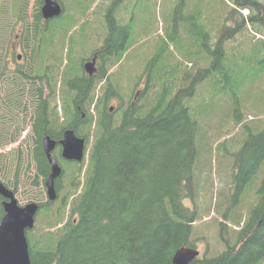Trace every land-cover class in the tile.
I'll list each match as a JSON object with an SVG mask.
<instances>
[{
	"label": "trees",
	"instance_id": "16d2710c",
	"mask_svg": "<svg viewBox=\"0 0 264 264\" xmlns=\"http://www.w3.org/2000/svg\"><path fill=\"white\" fill-rule=\"evenodd\" d=\"M59 1L63 4L65 0ZM72 1L73 9L49 21L41 16L43 0H35L30 18L26 8L29 0H13L10 21H4L8 13L0 6V120L6 117L20 121L22 113L23 122L12 136H8L7 128L1 131L0 148L29 126L25 148L17 149L16 165L25 154L31 156L36 186L44 182L50 167L42 148L44 136L57 142L52 154L61 166L73 164L69 169L62 167V174L55 180L58 196L61 177L68 176L71 188L63 194L61 207H68L69 217L55 229L35 233L34 240L27 237L32 231H26L31 264H172L178 248L194 247L199 242L204 244L201 261L205 264H264V174L253 202L247 203L244 197L253 179L261 175L264 126L254 131L246 127L248 134L233 155L240 173L238 181H234L233 173L232 186L228 183L222 189L221 199L213 203L210 193L206 207L200 208L198 199L204 189L194 173L196 166L204 164L205 151L214 150V146L216 152L226 156L230 151L226 148L228 138L220 140L208 130L209 134L196 113L192 116L190 101L207 87L212 76L207 91L214 95L205 99L226 102V109H220L222 117L237 120L261 114L264 124V95L255 91L261 83L264 87V64L258 62L260 56L264 57V0H217L215 22V0H175L176 9L192 11L188 21L200 22L199 32L212 43L200 46L195 58L187 55L183 43L186 49L182 58L187 61L173 59L169 71L166 67L147 70L145 61L153 53L147 59L135 58L136 49L143 56L147 46L134 36L132 21L119 23L112 5L100 20L103 31L93 32L90 15L103 19V13L90 10L92 0ZM128 6L129 2L118 5L125 13ZM15 25L19 26L16 37L25 49L24 57H28L22 64L15 62L10 46ZM230 38L237 43L227 48ZM136 44L138 47L131 49ZM246 44H250L249 49ZM250 50L258 68L224 79L235 66L246 65L239 62ZM93 54L96 71L88 75L83 62ZM169 56L166 50L160 60ZM139 61L145 67L141 71ZM188 61L194 64L193 70ZM125 65H131L129 74L121 69ZM177 68L184 83L189 79L187 85L173 91L164 85L161 93L150 90L159 75ZM257 70L263 72L257 76ZM248 76L256 78L246 80ZM165 82L172 84L173 80ZM66 129H73L75 135L92 143L85 160L61 158L58 141ZM3 154L0 152V157ZM15 172L19 175L18 166ZM18 185L16 178L12 183L14 193ZM187 199L191 206L186 204ZM224 199H229V206L223 219L231 209V220L238 226L232 236L223 234L224 220L218 223L215 216H209L212 204L214 214L219 213L217 207ZM2 201L0 196V220L4 214ZM54 201L39 202L36 215L53 218L43 210ZM59 216L56 213L55 217Z\"/></svg>",
	"mask_w": 264,
	"mask_h": 264
},
{
	"label": "rangeland",
	"instance_id": "374dc122",
	"mask_svg": "<svg viewBox=\"0 0 264 264\" xmlns=\"http://www.w3.org/2000/svg\"><path fill=\"white\" fill-rule=\"evenodd\" d=\"M85 2H89L91 0H83ZM177 1V0H176ZM196 0H191L192 3H194ZM13 3V0H0V6H3L4 9L7 10L8 16L5 18L4 21H10V8ZM97 4V5H93ZM66 11L73 9L74 4L72 0H65L64 1ZM217 0L214 2V15L212 17V21L215 22V19L218 14V9L216 8ZM101 2H98V0H92L90 10H95L97 13L102 12L101 9ZM189 7V6H188ZM36 8L35 0H29V3L27 5V14L28 18H30V14L34 11ZM190 8V7H189ZM200 8L199 12L202 11L201 9V3H199L198 7ZM103 9H106V5H103ZM116 12L117 9L120 10V13L122 16H125L126 13L124 12V9L121 7H115ZM128 11H130L132 15V24H133V30H134V36L137 40L144 41L141 44L142 46H147L153 48L156 46V49L154 52H152V56L148 58L145 61V66L147 70L153 71L157 67H166L165 70L169 71L170 67L173 66V59L176 61L186 62V58L183 57V51L187 48V55H190L192 58H195L194 56H198L200 52V46L202 45H209L210 40L209 38H204V32H199L200 28V22L197 21H188L190 15L192 14V11L189 13H185L182 8L176 9L175 0H129V6ZM244 13H247L246 10H243ZM128 14V12H127ZM84 17V16H83ZM83 17H80L82 19ZM92 18L91 25L93 26V32H101L103 31V26L99 19L98 15H90ZM205 18L208 19V16L205 15ZM211 21V20H210ZM57 22H54V25H56ZM211 30L214 29L213 22L210 24ZM78 28L74 29L73 34L75 36L77 35ZM19 33V26L15 25L14 29L12 30V40L10 42V45H14L15 53H20V47L17 42H15V37ZM206 36V35H205ZM238 38V37H237ZM231 39V38H230ZM232 42H229L227 44V48L229 46H232L233 44H236L237 42L231 39ZM186 42V48H184L182 45ZM247 49L250 48V44L245 45ZM259 46V45H258ZM136 47H131V49H134ZM253 49V48H252ZM168 51L170 56L166 58L165 60H160L164 53ZM25 54V49L23 50ZM29 51L27 52V54ZM206 55L205 53H200ZM245 59H243L239 63H246L244 66L237 65L235 66L231 72H228L224 79H229L232 75L233 76H242V73L250 72L252 73L254 71V67L257 66V60L253 59L254 55L252 53V50H250L248 53H246ZM138 57H143L141 55L140 49H136L135 51V58L138 59ZM175 57V58H174ZM28 57H24V60L22 63H25ZM186 59V60H184ZM210 59V58H209ZM160 60V61H159ZM202 61V60H201ZM206 62V60H203ZM129 62H132V58L129 60ZM259 64H264V57L260 56L258 59ZM189 64V69H194V64L190 61L187 62ZM143 61L140 63L138 69L141 71L143 68ZM184 64V63H182ZM254 64V65H253ZM132 65V63H131ZM131 65H125L124 68L121 67L122 70L129 71L131 70ZM178 66V65H177ZM176 66V67H177ZM180 68V65H179ZM258 68V66H257ZM256 68V69H257ZM117 69V66H115V70ZM119 69V68H118ZM137 69V70H138ZM179 69L177 68V71ZM138 72V71H136ZM135 72V73H136ZM263 71L257 70V76ZM173 73V72H170ZM193 75L194 73H190ZM121 76V75H119ZM180 76V73H179ZM212 76H210V79ZM256 78V76H248L246 77V80H251ZM210 79L207 83V87L203 88L202 90L198 91L196 96L191 98V104H192V116H197V119L199 123L206 129V131H211L213 135H215L218 139L223 140L224 138H228L226 148L230 151V155L226 156L223 153H216L214 150H206L205 151V159L204 164L200 165V168L196 166L194 173H196L199 177V184L201 186V189L203 191V194L200 195L199 201V207L205 208L206 207V200L207 196L211 193L213 197L214 189L217 190V196L218 199H221V193L223 194L222 189L225 188V186L229 183V175L233 176L234 173V181H238V175L240 176V173H238V167L236 166L234 168V152L241 146L242 144V138L248 134V129L246 127H249L251 130H259L262 129L264 126L263 121H260L261 114L259 115H244L240 116L239 119L234 120L225 115L222 117L220 115V109L225 110L226 109V102L221 100L219 103L216 102H210L207 101L205 98L206 96L214 95V92L207 89L211 87ZM189 79L185 80V85H187ZM178 82V81H176ZM248 81L245 82V85ZM164 85L159 86L157 88V91H161ZM150 90L155 89L156 86L155 83L150 85ZM138 89V88H137ZM256 93L259 95H264V87L261 83L259 86L255 89ZM191 108V106H190ZM228 112H230V108H228ZM20 121L15 119L10 121L8 118H4L3 121L0 120V133L4 128H7V134L8 136H12L17 132L18 126H22L23 122L22 119V113L20 115ZM237 122V123H236ZM26 123H29V120L26 121ZM29 126L26 129H22L18 137L10 143L8 146L0 148V152H3V156L0 157V179L4 181V183L9 186L13 187L12 183L18 178V189L15 193L16 198L18 200V203L20 205H24L29 201H36V202H44L46 201V194H45V188L43 189L42 184L40 186H36L34 184V177H35V164L29 154H25L20 159H18V163L16 165V157H17V149L23 150L27 144L26 134L28 132ZM208 131V133H209ZM225 131V132H224ZM210 134V133H209ZM91 142L86 143V154L85 157L88 154L89 148L91 146ZM204 149H207V144H204L202 146ZM200 156V159L202 157ZM73 164H64L62 167H67L69 169L72 167ZM18 166L19 169V175H16V167ZM210 168V170H207ZM229 169H233V171H229ZM69 173V172H67ZM264 174V163L261 167V175L257 176L253 179V181L250 183V189L247 190L246 194L244 195L245 200L247 203L253 202L254 198V191L255 188L258 186L260 177ZM44 186V185H43ZM71 184H69L68 176L63 175L61 177L60 183H59V190H58V197L55 199L54 202H51L49 204V207L44 209L46 213H50L51 219H48V217L42 213H39L36 215L35 218V226L31 229L32 232L27 234V237H30L31 239H36L35 233L39 232L43 229H55L58 226L62 225L66 219L69 217V211L68 207H61L62 203V196L64 193H67L70 191ZM81 187H79L80 189ZM243 197V198H244ZM186 203L191 206V201L189 199L186 200ZM229 206V199H224L217 207L219 213H215L213 211L214 205L212 204V209H210L209 216L213 215L217 218V222L224 220L222 217V214L224 213L225 208ZM56 213H59V217H55ZM41 215V216H40ZM209 216L206 218L205 222H207ZM232 211L231 209L228 210L227 219L224 220L223 224V234L225 236H232V230H237L238 226L234 224V222L231 220ZM242 220L245 218V216H241ZM57 218V219H56ZM55 219L60 221L59 224L55 223ZM213 223V222H208ZM34 232V233H33ZM196 248L200 250L202 253L204 250V244L202 242H199L196 245Z\"/></svg>",
	"mask_w": 264,
	"mask_h": 264
},
{
	"label": "water",
	"instance_id": "95a60500",
	"mask_svg": "<svg viewBox=\"0 0 264 264\" xmlns=\"http://www.w3.org/2000/svg\"><path fill=\"white\" fill-rule=\"evenodd\" d=\"M41 13L45 19L58 15L60 5L56 0H44ZM20 58V55L18 56ZM95 58L84 64L88 74L94 71ZM61 147V157L69 161H81L85 153V138L75 135L73 129H66L58 141ZM56 141L46 135L42 139V148L50 165L49 173L44 181L46 195L49 200L56 198L55 180L61 175L62 169L52 151ZM0 195L4 214L0 220V264H31L25 232L33 227L34 216L38 204L35 202L18 205L12 190L0 181ZM198 255V250L192 247L178 248L173 257L172 264H190ZM195 264H204L197 262Z\"/></svg>",
	"mask_w": 264,
	"mask_h": 264
},
{
	"label": "bare ground",
	"instance_id": "6f19581e",
	"mask_svg": "<svg viewBox=\"0 0 264 264\" xmlns=\"http://www.w3.org/2000/svg\"><path fill=\"white\" fill-rule=\"evenodd\" d=\"M56 1H57V3L60 5V13H59L58 15H55V16L50 17V18H47V19H45V18L43 17L42 13H41L42 19H43L44 21H49V20H51V19H54V18L58 17L62 12L66 11V8H65V6H64V3H63V4L61 3V4H62V5H61L60 2H59L58 0H56ZM100 1H101V3H102V5H101V9L103 10V11L101 12V13H103V19H102V20L105 19V18H104V13H105L107 7H108V6H111V5H112L111 8H112V12H113V14L119 15V19H118V20H120V24H122V22H130V21L132 20V15H131L130 11H128V14H127V12H126V15H125V16H122V14L120 13V10L117 9V12H116V9H115V7H116V6L118 7V5H120V4L125 5L127 2H129V0H118V1L115 2V3H114L113 0H98V2H100ZM43 4H44V0H43V3H42V5H41V8H42ZM97 4H98V3H97ZM97 4H95V5H97ZM103 5H106V9H103ZM62 6H63V7H62ZM40 11H41V9H40ZM109 11H110V9H109ZM144 68H145V67H144ZM144 68H143V69H144ZM174 72H177V70H175ZM169 79H171V78H168V80H169ZM171 80H173V78H172ZM182 80H183V78H181V76H179V77H177L175 80H173V83H172V84L169 83L168 85H170V90H171V91L176 90V89H178L180 86L184 87L185 83H184ZM176 81H178V82H176ZM166 82H169V81H166ZM166 82H165V83H166ZM153 83H155V86H156V92H160V93H161V91H157V88H158L159 86L164 85V80H161L160 78H156L155 80H153V81L151 82V84H153ZM151 84H150V85H151ZM136 93H138V92L136 91ZM154 95H155V94H154ZM154 95L150 97V102H151V103L153 102ZM111 109H112V108L110 107V110H111Z\"/></svg>",
	"mask_w": 264,
	"mask_h": 264
},
{
	"label": "flooded vegetation",
	"instance_id": "af4514ba",
	"mask_svg": "<svg viewBox=\"0 0 264 264\" xmlns=\"http://www.w3.org/2000/svg\"><path fill=\"white\" fill-rule=\"evenodd\" d=\"M59 1V0H58ZM60 2V1H59ZM60 4H61V2H60ZM62 5V4H61ZM63 7V6H62ZM105 13H106V11H105ZM105 13H104V15H105ZM115 16L117 17V19H119V15H116L115 14ZM120 21V20H119ZM120 23V22H119ZM12 49L15 51V48H14V46L12 47ZM23 53H22V58H23ZM21 58V59H22ZM177 77H179V73H178V71L177 72H173V73H167V74H163V75H159L157 78H160L161 80H164V81H169L168 80V78H173V80H175ZM164 85H166L167 87H168V89L170 90V88H169V86H168V84H164ZM166 88H165V86H163V88L161 89V92H163L164 90H165Z\"/></svg>",
	"mask_w": 264,
	"mask_h": 264
}]
</instances>
